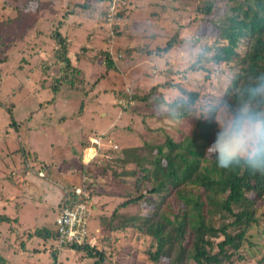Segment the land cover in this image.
Returning <instances> with one entry per match:
<instances>
[{"label": "rangeland", "instance_id": "rangeland-1", "mask_svg": "<svg viewBox=\"0 0 264 264\" xmlns=\"http://www.w3.org/2000/svg\"><path fill=\"white\" fill-rule=\"evenodd\" d=\"M26 1L0 0V23L16 18L15 5L22 6ZM95 1L54 0L50 2L49 0H40L39 9L42 8L45 12L50 11L49 5L56 9L57 16L55 18L51 17L52 14H49V16L51 15L48 25L50 28L49 37L51 32L54 31L53 28L57 27L59 19L68 18L76 13L77 18H75V22L71 23L82 22V24H85L86 17L90 15L96 22L94 27L97 32L90 30L93 33L84 35L78 30H68L67 28L70 39L73 40L70 58L74 61L77 58V61H79L86 56L88 50L84 49L83 46L87 44L85 39L89 35V37L94 38L93 45L95 48V54L91 62L106 67V53H108L115 63V68L108 71L109 81L103 84H107L105 86L107 89L105 97H103L101 105L97 107L99 114L102 112L108 115L102 117L99 123L98 121L93 122L92 127L106 130L107 127L114 124L115 127L111 130V136L114 138L117 147L114 148L113 143L109 142L110 136L107 137L106 135L105 142L107 145L102 148V154L96 157L88 166L82 165L81 167L85 183L88 184L90 192L93 191L92 201L95 207L99 209V212L93 211L90 226L92 225L91 238H94V245L99 251H103L105 255V259L101 264H154L148 256V252L153 248L151 246L153 241L149 237L133 228H126L117 232L110 231V228L119 224V220L112 219L111 215L121 202L131 196L134 181L132 178L121 176L124 167L115 161L124 148L139 145L142 143V138H146L152 143H162L165 132L174 136L175 132L177 134L179 127L191 129L192 120L187 122L186 125L177 127L168 125L156 116L153 111V103L160 99L164 91L178 85L186 91H199L202 97H218L224 92L228 77L226 73L229 69L222 65L221 77L217 79L211 76L208 81L204 79L206 73L201 71V75L191 78L189 83L185 84L183 75L186 69L177 63L173 57H169L167 60L160 59L168 52L158 53V48L165 47L167 42L176 35H178L177 43L170 50L173 52L181 46V37L187 30L193 32L208 30L207 18L205 17L206 19L203 20L204 18L197 10L209 0H117L115 4L119 14L114 17L111 26L108 25L107 15L110 8L109 4L113 0L100 4ZM215 1L216 7L220 5L225 8V0ZM85 3L91 4L89 9L82 8L81 5ZM137 6L143 10L140 11ZM46 13L45 15H47ZM118 16L121 17L118 18ZM38 21H40V16L37 19ZM29 31L25 23L24 26L13 24L10 29L7 28V31L6 27L2 28V32L0 31V42L2 43L0 44V151H4L3 155L9 158L8 161H4L6 167L4 168V176H1L3 178L0 179V186L3 183L5 187L7 186L8 189L6 188L2 192L6 197L10 196L14 190V187H11V183H9V181H13L16 175L14 171L17 172L21 165L24 167L27 163L36 160V157L32 156L34 152L27 148L25 129L21 130L20 134L19 132L17 134L16 131L19 130L21 124L29 120L27 119V117L29 118L28 113L30 114L39 102L44 101L41 106L52 104L49 102L53 95L52 92L35 95L30 87L32 83L26 85L27 78L24 75L18 74L15 76V73H18L16 69L24 67L31 73L37 72L34 71L35 65L32 68L24 65L28 62L25 46L18 48L15 44L16 40L26 39ZM53 47L50 43V46L45 49L47 52L46 57H41L42 59L38 63L39 68L44 72L43 75L47 78L36 83L38 85L47 84L49 88L52 85L51 78L58 75L60 68V64L52 58ZM31 49L34 50L35 48L32 47ZM37 53L39 55V52ZM207 67L211 69V67ZM84 69L90 81L84 82L83 80L82 84L76 83L71 88L63 87L65 92H61V94L64 98H61L62 100L56 108L59 113L55 114L49 111V114L43 115L42 121L52 125V123H58L61 119H66L63 114H71L79 109L81 102L88 95V93L86 94L87 90L95 86L101 71L96 67L85 66ZM29 71H25V73ZM80 78L82 80V75ZM20 87L22 88L17 90ZM82 90L84 93L81 92ZM14 107H16V112ZM90 108L92 110V107ZM9 110L17 124L13 128L10 126ZM25 116L26 119L22 122ZM38 117L36 116V118ZM55 131L51 129L48 135L44 130L45 138L39 132L36 135L37 137L35 135L32 137L31 141L41 155L49 156L50 142L60 141ZM177 136L179 137V135ZM23 141L25 142L23 143ZM207 155L210 157L208 152ZM132 168V165L127 166V169ZM114 173H116L115 176ZM116 176H119V178ZM120 211L132 215L143 213L146 210H142L139 206H131ZM259 214L261 215V224L249 232V235L252 236H248L249 243L242 247L241 258L235 256L229 264H264L262 261L264 257V203L259 206ZM54 217V213L49 215L51 224H54ZM102 218L104 219L102 220ZM56 230L57 226L55 224ZM1 234L2 231L0 232V243L5 250L8 243H11V239L7 241V236L2 237ZM21 242V239L18 238V247L16 248L18 252L15 253V256L7 258V261H4L3 258L6 256L0 250V264H42V257L36 255V258H33L35 254L32 257L29 256L30 253L24 251V244ZM23 242L26 244L25 240ZM33 247L38 249L39 244H34L30 247V250ZM11 253L14 254V252ZM56 253L60 254L58 264H94L96 262V259L88 258L83 252L66 251L61 254L56 251ZM160 264L169 263L161 262Z\"/></svg>", "mask_w": 264, "mask_h": 264}, {"label": "trees", "instance_id": "trees-1", "mask_svg": "<svg viewBox=\"0 0 264 264\" xmlns=\"http://www.w3.org/2000/svg\"><path fill=\"white\" fill-rule=\"evenodd\" d=\"M109 1L95 2L100 4ZM39 3L40 0H27L22 6L15 5L17 17L0 23V31L4 27L7 31L13 24L24 26V23L31 30L40 15ZM81 6L89 9L91 4ZM215 7L216 1L209 0L197 11L205 20L215 11ZM225 9L227 14L220 16L215 22L225 37L220 59L229 69L226 73L227 81L235 73L243 87L251 75L264 72V0H225ZM53 29L50 36L55 44L52 58L60 64V68L58 75L51 78L52 85L49 89L53 95L50 103L55 101V96L63 87L71 88L76 83L83 82V79L80 80L82 71L70 58L71 44L67 34L63 35L59 27ZM177 38L178 35L172 37L165 47L158 48V53L169 52L177 43ZM241 41H244L245 49L240 48ZM106 60V73H102L98 80L115 68L108 53ZM200 71L206 73L205 80H210L212 69L205 66ZM232 86L235 87V83ZM183 90L193 98L202 97L199 91ZM227 90L226 82L224 92ZM83 110L84 101L72 118L79 117ZM8 113L11 128L16 127L11 111ZM190 126L189 130L179 127L174 136L165 132L162 143H152L142 138L139 145L122 150L115 162L124 167L121 176L134 179L133 189L131 196L113 211L111 218L118 219L119 224L110 228V231L133 228L149 237L153 241V248L148 256L154 264H229L235 256L241 258V249L249 243L248 236H252L249 232L261 224L259 206L264 203V175L253 174L241 168H219L207 155L206 146L212 139V126L195 120L191 121ZM129 165L133 168L127 169ZM27 169L26 166L20 168L22 172ZM16 181L14 177L9 183ZM92 192L90 195L93 199ZM67 199L72 203L78 199L71 188L66 190L60 208ZM131 206H139L146 211L132 215L120 211ZM13 221L15 219L8 215L0 214V232L4 223L11 225L9 230L16 227L12 226ZM34 236L57 241L58 234L46 229L19 234L21 243ZM72 248L85 253L88 258L96 259L94 264H101L105 259L103 251H99L95 245ZM31 250L38 252L36 248ZM50 250H55L53 245ZM3 259L6 261L5 257ZM262 261L264 262V257Z\"/></svg>", "mask_w": 264, "mask_h": 264}, {"label": "crops", "instance_id": "crops-1", "mask_svg": "<svg viewBox=\"0 0 264 264\" xmlns=\"http://www.w3.org/2000/svg\"><path fill=\"white\" fill-rule=\"evenodd\" d=\"M49 1L53 2L54 0ZM49 6V10L51 11V13L50 11H46V13L42 8H40V21H38L37 24L29 31L26 39L15 41V44L17 45L16 47L21 48L22 46H25L26 55L28 56V62L24 63V65L30 68L35 65L36 68L34 71H37L36 73H31L24 67L16 69V72L18 71V73H15V76H17L18 74H20L21 76L24 75L25 78H27L25 81L26 85H30V82L32 83V86L30 87L32 88V93L35 95H41L44 92L50 93V89L47 84H36L40 80H46L47 78V76L43 75V70L39 68L40 66H38L39 61H41V59L45 58L47 55L45 49L50 46V43L55 47V44L52 43L49 37L50 28L48 27V25L50 23L49 18L51 16H49V14H52L51 17L53 18H55L57 15L55 13L56 9H54L52 5ZM139 8L140 7L137 6V9ZM139 10L142 11L143 9ZM45 13L47 15H45ZM87 14L89 13L87 12ZM75 18H77L76 13L75 15H70V17L68 18L59 19L58 21L61 22V25H59V23L57 25L63 35L67 34L70 44L73 42V40L71 41L72 38L70 39V35L68 33L69 29L78 30L84 35L86 33H93V31L90 30H95L97 32L94 27V24L96 22L90 15L86 17L85 24H82V22L72 24L71 22H75ZM89 39L90 41H88ZM85 41L87 44L83 46V48H86L88 50L86 53V56L88 58L84 56L79 61H73V59L72 61L73 64L80 68V70L82 71V79L89 82L90 80L87 78L86 71L84 69L85 66L90 68L96 67L97 69H100V75L102 73H106V71L105 67L99 65V63L96 64L91 62V59L95 54V48L93 45L94 38L89 37L88 35ZM32 47H34L35 49L32 50ZM69 49H71V45ZM37 52H39V55ZM22 56L24 55L22 54ZM25 71L29 72L25 73ZM101 77V79H97L98 81L96 80L97 83L95 84V86H92L87 90L86 94L88 93V95L85 99H83L84 110L79 117L77 116V118H72V116L78 113V109L74 113L63 114V117H65L66 119H61V121H59L58 123H52L51 125L42 121L43 115L45 116V114H49V111L54 112L55 114L59 113L56 111V108L59 102L62 100L61 98H64L61 92H65L61 90L55 96V101L52 104L41 106L44 101L39 102V104H37L36 107L32 109L30 114L28 113L29 118L27 117V119L29 120L24 122L26 119L25 116L24 120L22 121L24 122V124L18 123L19 125L21 124L20 128H18L20 131L18 130L16 132L17 134L18 132L20 134L21 130L25 129L27 148L28 150L34 152L32 156L34 158L36 157V160L34 159V162L27 163L26 166L28 167V169L26 171L22 172L20 170L23 165L18 168L19 171H14V174H16L15 179H17V181L10 184L11 187H14V190L11 192L10 196L6 197L2 193L7 188V186L5 187L4 183L2 186H0V214H6L12 219H15V221L12 222V226H16L12 228V230H9L11 225H9L8 223L3 224L4 226L2 227L1 234L2 237L7 236V241L11 239V243H8L5 250L3 249V245H1L0 243V250L4 252L6 256L5 259L13 255L15 256V253L18 252L16 248L18 247V238L20 232L33 233L36 229H46V231L49 230L51 232L57 233V230L55 231L56 218L60 212V206L66 190L70 188L74 189L76 187H81L85 184V178L82 175V165L85 167L88 166L92 161L95 160L96 157L102 154V148L107 145L105 140L107 139L108 135L110 136L109 142L113 143L112 145H115V141L113 140L114 138L111 136V130L115 127L114 124H111L109 127H107L106 130H102V128L99 129L98 127H92L93 122L98 121L99 123L102 117L108 115L106 113L101 112L99 114V112H97V107L98 105H101L102 99L103 97H105V93L107 90L105 88L107 84H103L108 82L110 79L108 73ZM21 88L22 87L18 88L17 90ZM17 90L16 92H18ZM81 92L84 93L83 90ZM90 107H92V110L94 111H92ZM14 109L16 112V107H14ZM36 116L39 117L36 118ZM51 129L56 130L55 134L57 137H59L60 141H54L53 143L50 142L51 149L50 152H48L49 156H44L41 155L38 149L34 147L31 140L34 135H38V132L42 137L45 138V134L43 133V131L45 130V132L49 135ZM94 139L100 140V145L94 144L92 141ZM24 142L25 141H23V143ZM3 152L4 151L2 150L0 151V162H2L0 164V179L3 178L1 176H4V168L6 167L4 161H8L9 159L3 155ZM41 172L44 173V177L39 176V173ZM94 208L95 211L99 212V209L95 207V205ZM52 213H54L55 216L53 219L54 224H51L49 219V215ZM92 241L94 242V238L92 239ZM25 242L26 244H24L23 242V249L26 253H30L29 256L32 257L35 254L33 258H36V255L42 257L43 262L39 259L42 264H55L53 258V254L55 252L50 250V246L53 245L54 249L58 251L56 248V240H44L43 238H41V236H34V238H31L30 240H25ZM36 242L39 244V250L36 247L38 252L36 253L35 251L31 253L30 247L34 244H37ZM66 251L76 252L74 249L65 250L63 252ZM11 252H14V254H12ZM60 253L62 254V252ZM59 255V253L56 254L57 260Z\"/></svg>", "mask_w": 264, "mask_h": 264}, {"label": "clouds", "instance_id": "clouds-1", "mask_svg": "<svg viewBox=\"0 0 264 264\" xmlns=\"http://www.w3.org/2000/svg\"><path fill=\"white\" fill-rule=\"evenodd\" d=\"M226 14L227 9L217 5L216 11L207 17L208 30H187L181 37V46L160 57L161 60L173 57L186 69L185 84L201 75L205 66L211 67L212 77H221L224 61L220 57L225 37L215 22ZM240 48H246L244 41L240 42ZM227 84L228 90L214 98H193L180 87H170L153 103V111L171 126L186 125L189 120L211 125L212 139L206 147L219 168H241L264 175V72L251 75L243 87L233 73Z\"/></svg>", "mask_w": 264, "mask_h": 264}, {"label": "built area", "instance_id": "built-area-1", "mask_svg": "<svg viewBox=\"0 0 264 264\" xmlns=\"http://www.w3.org/2000/svg\"><path fill=\"white\" fill-rule=\"evenodd\" d=\"M117 0L110 3L109 12L107 15L108 25L111 26L114 17L118 13L116 4ZM94 144L100 145V140H92ZM117 146L114 145V148ZM40 177H44V173H39ZM88 184L85 183L81 187L73 189V193L78 198L75 203L69 202L67 199L56 218L57 226V250L63 252L65 250L73 249L75 246H83L90 244L94 246L91 238L90 223L94 205L88 189Z\"/></svg>", "mask_w": 264, "mask_h": 264}, {"label": "water", "instance_id": "water-1", "mask_svg": "<svg viewBox=\"0 0 264 264\" xmlns=\"http://www.w3.org/2000/svg\"><path fill=\"white\" fill-rule=\"evenodd\" d=\"M53 258H54V262H55V264H57L58 260H57V256H56L55 253L53 254Z\"/></svg>", "mask_w": 264, "mask_h": 264}, {"label": "bare ground", "instance_id": "bare-ground-1", "mask_svg": "<svg viewBox=\"0 0 264 264\" xmlns=\"http://www.w3.org/2000/svg\"><path fill=\"white\" fill-rule=\"evenodd\" d=\"M91 151V150H90Z\"/></svg>", "mask_w": 264, "mask_h": 264}]
</instances>
